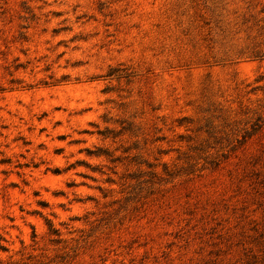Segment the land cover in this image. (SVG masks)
<instances>
[{
	"label": "rangeland",
	"instance_id": "rangeland-1",
	"mask_svg": "<svg viewBox=\"0 0 264 264\" xmlns=\"http://www.w3.org/2000/svg\"><path fill=\"white\" fill-rule=\"evenodd\" d=\"M0 264H264V0H0Z\"/></svg>",
	"mask_w": 264,
	"mask_h": 264
}]
</instances>
